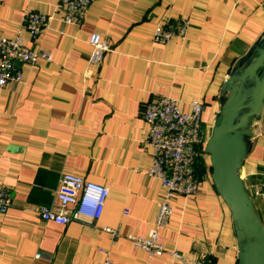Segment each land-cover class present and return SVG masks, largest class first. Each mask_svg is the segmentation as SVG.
<instances>
[{
  "label": "crops",
  "instance_id": "obj_1",
  "mask_svg": "<svg viewBox=\"0 0 264 264\" xmlns=\"http://www.w3.org/2000/svg\"><path fill=\"white\" fill-rule=\"evenodd\" d=\"M63 1L0 0V36L19 35L28 49L49 55L17 63L21 82L0 89V189L10 197L0 214V264H238L234 224L205 153L201 187L173 198L159 230L165 254L149 259L127 236H147L162 193L149 175L146 104L167 96L187 111L200 102L206 144L225 80L263 40L264 0H94L80 24L62 21ZM29 14L49 18L36 42L24 28ZM180 19L188 20L183 37L155 41L158 25ZM94 32L110 48L98 67L89 63ZM250 132L239 176L264 227V200L248 189L264 181V106ZM65 172L108 188L95 224L61 226L38 216L40 206L56 204Z\"/></svg>",
  "mask_w": 264,
  "mask_h": 264
},
{
  "label": "built area",
  "instance_id": "obj_2",
  "mask_svg": "<svg viewBox=\"0 0 264 264\" xmlns=\"http://www.w3.org/2000/svg\"><path fill=\"white\" fill-rule=\"evenodd\" d=\"M94 0H66L59 12L65 24H80L88 7ZM49 18L41 14H29L24 28L33 42L48 28ZM188 26L187 19L172 24L158 25L154 39L167 43L175 37H183ZM91 49L89 63L93 67L102 64L110 51L108 43L98 33L88 36ZM39 60H49L47 53L38 54L28 49L19 35L0 36V89L12 82H21L22 75L16 64L35 65ZM183 111L178 100L167 96L158 97L146 104L142 119L146 125L147 142L152 150V166L149 175L156 178L161 186V198L153 228L145 237L129 235L127 239L137 249L144 251L149 259L165 254L159 243V230L165 228L172 213L171 202L175 196L192 197L201 187L195 175V160L203 156V133L201 132L202 105L191 102ZM250 194L264 200V181L249 184ZM108 188L92 183L71 172L62 173L55 192L56 204L40 206L37 214L42 221L65 226L70 222L93 225L101 217ZM10 205L9 193L0 189V214H5ZM103 231L114 235L109 228ZM171 257L180 259L177 253Z\"/></svg>",
  "mask_w": 264,
  "mask_h": 264
},
{
  "label": "water",
  "instance_id": "obj_3",
  "mask_svg": "<svg viewBox=\"0 0 264 264\" xmlns=\"http://www.w3.org/2000/svg\"><path fill=\"white\" fill-rule=\"evenodd\" d=\"M219 101V114L204 147L211 181L231 214L238 264H264V227L239 176L252 135L250 123L258 120L264 106V37L251 55L232 68Z\"/></svg>",
  "mask_w": 264,
  "mask_h": 264
},
{
  "label": "trees",
  "instance_id": "obj_4",
  "mask_svg": "<svg viewBox=\"0 0 264 264\" xmlns=\"http://www.w3.org/2000/svg\"><path fill=\"white\" fill-rule=\"evenodd\" d=\"M195 167V175L197 179L201 178V176L205 173L206 171V165H205V160L202 158V156H199L194 163Z\"/></svg>",
  "mask_w": 264,
  "mask_h": 264
}]
</instances>
